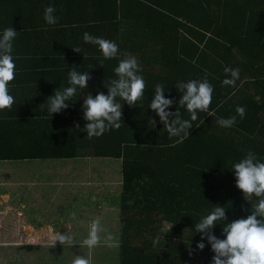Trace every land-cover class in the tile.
<instances>
[{"label": "trees", "instance_id": "1", "mask_svg": "<svg viewBox=\"0 0 264 264\" xmlns=\"http://www.w3.org/2000/svg\"><path fill=\"white\" fill-rule=\"evenodd\" d=\"M82 1L85 15L94 16H85L81 31L53 32L64 45L53 46L47 35L49 42L42 41L41 49L26 47L24 57L39 60L34 64L41 68L34 73L40 88L32 102L45 107L22 111L13 105L0 112V161L120 160L118 264H211L214 253L207 240L202 251L196 247L202 234L195 232V223L216 205L227 209V222L250 215L251 203L231 170L249 151L264 162V0ZM84 31L114 41L117 58L101 67L102 55L96 45L84 42ZM77 47L82 53L73 50ZM125 54L135 56L142 68L144 96L135 107L118 98L121 127L89 139L75 127L87 123L84 98L108 94L104 83L116 78L114 68ZM226 66L240 69L234 87L221 86ZM72 67L89 71V87L52 116L48 97L65 88L64 82L68 86ZM204 78L214 88L209 109L214 115L198 113L190 136L182 142L169 139L149 108L154 86L163 84L165 97L174 100L167 111L179 110L182 119H190L185 108L179 109L175 85ZM238 105L246 109L243 119L235 111ZM231 116H236L231 128L216 123ZM222 228L217 224L213 230L221 239Z\"/></svg>", "mask_w": 264, "mask_h": 264}, {"label": "crops", "instance_id": "2", "mask_svg": "<svg viewBox=\"0 0 264 264\" xmlns=\"http://www.w3.org/2000/svg\"><path fill=\"white\" fill-rule=\"evenodd\" d=\"M49 5L55 8L54 15L58 18L55 25H48L44 20L45 8ZM86 6L82 0H0V33L9 27L18 32L12 53L16 65L15 79L8 86L9 94L15 100L13 105L18 110L35 111L40 108L32 101L38 97L40 88L38 80L33 79L38 77L34 73L41 68L35 66L39 60L32 56L30 59L24 57L26 47L41 49V42H49L47 38L50 35L53 46L64 45L61 44L63 38H55L53 32L81 31L85 26L81 22L86 21L85 16H94L93 12L85 15ZM80 15L84 16L73 17ZM63 85L66 87V82ZM82 91L78 89V92ZM105 159L113 160L116 167H110V172L115 169L116 177L121 181V161L111 158L0 161V245H7L0 246V264H48L50 260L45 248L53 252L54 264H71L75 255L88 256L87 248H81L78 243L64 247L57 242L53 247L50 237L58 232L65 234L68 229L77 242L87 236L91 221L96 219L93 209L101 208V204L94 206L96 196L93 193L113 182H105L102 178L98 181L100 183H94V179L85 180L92 175L91 172L94 173L93 167L104 164L102 161ZM104 194V206L115 205L118 208V212L112 211L113 208L109 212L111 217L115 216L119 230L116 234L109 227L106 228L107 233L114 237L113 246L101 243L91 253V260L92 264H118L119 194L117 191L116 194ZM105 200H109V203ZM73 212L77 216L74 223L71 218Z\"/></svg>", "mask_w": 264, "mask_h": 264}, {"label": "clouds", "instance_id": "3", "mask_svg": "<svg viewBox=\"0 0 264 264\" xmlns=\"http://www.w3.org/2000/svg\"><path fill=\"white\" fill-rule=\"evenodd\" d=\"M54 13L53 6L49 5L45 8L44 20L48 25H55L58 22ZM17 35L18 32L13 27L6 28L0 33V112L10 110L15 103L14 97L9 94L8 86L15 79L16 65L12 53L13 41ZM83 40L85 43L98 47L102 55V59L99 60L101 67L105 60L115 59L118 56L119 47L114 41L96 37L87 32L83 34ZM73 50L82 53L79 47ZM71 69L68 73V86L62 90H55L54 94L48 97L47 111L52 116L69 107V102L77 95L78 89L84 90L89 87V81L92 79L89 71L80 73L76 70L77 67ZM141 72L142 68L137 58L131 54H125V58L120 59L118 66L114 68L116 78L104 83L108 94L99 92L95 97L91 94L85 96L81 110L82 119L87 123L83 128H80L79 123H76L75 127L86 132L89 139L100 137L106 131L118 130L123 117L122 105L117 102V99L135 107L143 98L146 87ZM224 72L226 78L221 86L234 87L240 78V69L226 66ZM175 87L180 93L179 109L185 108L190 119H182L179 110L174 113L167 111L173 106L174 100L165 97L166 87L163 84L154 86L155 95L150 101L149 108L159 116L169 139L178 138L177 142H182L190 136L189 130L193 128L192 122L199 119L198 113L214 115L209 111L214 88L206 78L192 79L187 82L179 81ZM44 107V103L40 105L42 110ZM235 111L241 119L245 117L244 107L238 105ZM216 123L220 127L231 128L236 124V116L220 118ZM231 171L236 178V187L242 191L243 198L251 203V214L246 218L241 217L227 222V209L225 206L216 205L211 213L195 223V232L202 234L201 242L196 247L202 251L206 247L203 241L207 240L214 253L211 264H264V162L254 152L249 151L244 158L233 165ZM6 212L7 210L5 214ZM71 218L77 219L75 212L71 214ZM217 224H223V239L214 234L213 230ZM101 233H106L103 240ZM50 239L53 247L59 242L64 247H72L78 243L81 248H87L89 255H75L71 264H92L93 250L101 243L112 247L114 242V237L102 227L99 218L91 221L87 236L80 242L76 241L70 229L65 234L55 233ZM189 252L191 255L190 246Z\"/></svg>", "mask_w": 264, "mask_h": 264}, {"label": "rangeland", "instance_id": "4", "mask_svg": "<svg viewBox=\"0 0 264 264\" xmlns=\"http://www.w3.org/2000/svg\"><path fill=\"white\" fill-rule=\"evenodd\" d=\"M102 162L104 164H97L95 167H93L94 173L91 172L90 174H92V175L88 176V178H86L85 181L87 182V179L89 181L94 179V183H100V182H98V181H100V178H102L103 180L105 179V182L106 181L111 182V180H112L113 184H109V185L105 184L104 188L100 187L96 191H94L93 195L96 196V197H94V200L96 201L94 206H96L97 204H98V206H100V204H101V208L96 209V207H95V209H93V214L95 215L96 219L97 218H99L100 220H101V218L103 219V223H101L102 227H104L105 229L107 227H109L110 230L114 231L117 234L118 230H119L117 227L118 222H115V216L111 217L109 209L113 208L112 211L115 212L118 210V208L115 207V205H110V207L104 206V199H105L104 197H106V195L104 193L110 194L113 192L114 194H116V191H117V194H120L121 189H122V180L120 181L118 179V177H116L115 169L112 172H110V167H116L113 160L109 161V160L105 159V161H102ZM108 162H113V164H110V165L105 164ZM86 174H88V173H86ZM74 182L75 181H73V183ZM112 186H113V188H112ZM105 202L109 203V200H105ZM106 209L108 210V212L106 211ZM88 220H91V218H89ZM74 221L75 220H73V223H74ZM105 235H106V233L105 234L101 233L102 238H104ZM44 250L46 252V256L50 260L49 262H47V261L46 262L48 264H54V259L52 258L53 252L47 248H45ZM70 256H72V255H70Z\"/></svg>", "mask_w": 264, "mask_h": 264}]
</instances>
